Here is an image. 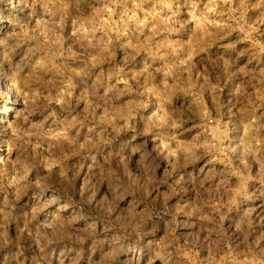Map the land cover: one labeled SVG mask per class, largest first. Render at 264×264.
I'll return each instance as SVG.
<instances>
[{"label": "rangeland", "instance_id": "rangeland-1", "mask_svg": "<svg viewBox=\"0 0 264 264\" xmlns=\"http://www.w3.org/2000/svg\"><path fill=\"white\" fill-rule=\"evenodd\" d=\"M0 264H264V0H0Z\"/></svg>", "mask_w": 264, "mask_h": 264}]
</instances>
